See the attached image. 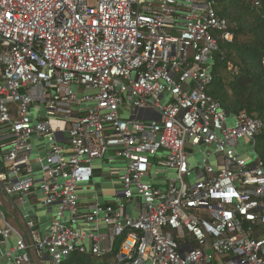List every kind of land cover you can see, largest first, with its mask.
<instances>
[{"label":"built area","instance_id":"built-area-1","mask_svg":"<svg viewBox=\"0 0 264 264\" xmlns=\"http://www.w3.org/2000/svg\"><path fill=\"white\" fill-rule=\"evenodd\" d=\"M216 3L0 0V196L24 203L39 189L56 216L45 234L25 216L27 239L1 197L0 264H31L33 251L48 264L74 252L264 264V122L208 91L220 41L235 38ZM250 142L251 160L240 150ZM160 150L166 186L147 179ZM97 161L125 164L113 201L83 210Z\"/></svg>","mask_w":264,"mask_h":264},{"label":"trees","instance_id":"trees-1","mask_svg":"<svg viewBox=\"0 0 264 264\" xmlns=\"http://www.w3.org/2000/svg\"><path fill=\"white\" fill-rule=\"evenodd\" d=\"M216 4L235 38L220 41L208 91L229 113L246 111L264 122V0H217ZM255 148L264 162V128ZM98 259L74 252L63 264H104Z\"/></svg>","mask_w":264,"mask_h":264},{"label":"crops","instance_id":"crops-1","mask_svg":"<svg viewBox=\"0 0 264 264\" xmlns=\"http://www.w3.org/2000/svg\"><path fill=\"white\" fill-rule=\"evenodd\" d=\"M189 150V148L187 149ZM164 162V157L162 158ZM97 162H102L104 165H102L101 163L96 164ZM95 163V172H94V178L92 183H90L89 185L83 187L80 190V195H81V207L83 210H86V207L88 206V204L90 203V201L95 198L98 197V199L102 202H105L104 200L106 198H113L114 195V189L112 194L110 192H107L105 190H108V184H113L114 187L115 185H117L114 181L115 179L112 177L111 175V166L110 165H114V164H121L122 162L120 161H116L111 163L109 166H107L105 161H97ZM153 162V161H152ZM116 168L119 167H123V166H115ZM99 172V173H98ZM104 173L105 175H107L109 177L108 181H101V183L97 182V177L98 175ZM108 173V174H107ZM169 173L172 172H168L164 170V173H161L160 171L158 172H154L153 169L150 172V174L148 175L147 179L154 182L156 185L158 186H166L167 185V179L173 175H170ZM110 174V175H109ZM108 179V178H107ZM106 185L107 187L105 188ZM102 189L98 190L97 187H99ZM96 187V189H95ZM103 188H105V190H103ZM110 193V194H109ZM104 199V200H103ZM4 202V200H3ZM112 201L109 202H105V203H111ZM5 209L4 210L6 212V215L8 213L9 217L7 216V218H9L8 220L15 226L17 227L19 230H21L26 238H29L30 235V231L26 226V219L25 216H28V218H32L36 221V231H38L39 234H45L52 222V220L56 217L53 213H49V211L44 207L43 205V196L42 193L39 189H35L33 191V193H31L27 198L26 201L24 203L21 202V200L18 197H13L12 199H8L7 201H5ZM18 211L19 215L15 214ZM130 211H132V215L133 216H137V212L135 210L130 209ZM27 218V219H28ZM7 242H2V246H6ZM32 257V262L31 264H48L49 263V259L46 256L43 255H39L36 251H33L31 254ZM3 260V259H2ZM2 264V261H1Z\"/></svg>","mask_w":264,"mask_h":264},{"label":"rangeland","instance_id":"rangeland-1","mask_svg":"<svg viewBox=\"0 0 264 264\" xmlns=\"http://www.w3.org/2000/svg\"><path fill=\"white\" fill-rule=\"evenodd\" d=\"M92 3L94 2V0H90ZM125 115H129V113L128 112H125ZM253 146V144L250 142L246 147L244 146L243 147V145H241V148H240V150H241V152L249 159V160H251L252 158H254L255 157V151L254 150H252L251 149V147ZM199 147H195V151H196V155H195V160L196 159H198V157L200 156V154L198 153V151H199ZM112 153H115V152H113V151H111ZM166 155V151L165 150H160L159 152H158V154L156 155V156H152L151 157V159H152V161H153V163H154V165H153V171L154 172H161V173H164V170H165V168H164V162H162L163 161V157ZM120 162V161H119ZM98 163H101L102 165H104L105 166V164H103L102 162H97L96 164H98ZM124 162H122L121 164H119V165H117V164H114L113 166L112 165H110V164H106L107 166H111V171L113 172V174L114 175H112V177L115 179V183L116 184H119V173H118V168H116L115 166H124ZM121 169V168H120ZM117 171V173H116V171ZM120 172H122V171H120ZM99 173V172H98ZM111 173V172H110ZM108 174V173H107ZM170 175H174V173L172 172V173H169ZM110 175V174H109ZM108 178V179H107ZM109 180V177L107 176V175H105L104 173H102V174H100V175H98V177H97V182H99V183H101V181H108ZM105 186V188L108 186V190H105V188H103V190H105V191H107V192H110L111 194H112V192H113V189H114V185L111 183V184H108L107 186L106 185H104ZM98 188V190H100L101 188H100V186L99 187H97ZM95 189H96V187H95ZM102 190V189H101ZM109 193V194H110ZM2 196H0V198H1ZM2 199L4 200V204H5V201H7L8 200V198L6 197V196H3L2 197ZM104 200V199H103ZM105 202H109V201H113V198H106L105 200H104ZM2 209H4V210H6L5 209V206L4 205H2ZM16 213L15 214H17V215H19V213H18V211H15ZM7 216L9 217V215H8V213H7ZM9 219V218H8ZM6 244V246H2V250H5V249H7V248H9L10 246H11V243H5ZM118 249V245L116 246V248H115V252H116V250ZM94 259V261H96V259L95 258H93ZM98 261H100V262H102V263H104V264H115V253H112V254H110L108 257H105V258H100V259H98ZM2 264H11L9 261H7V259L4 257L3 258V260H2Z\"/></svg>","mask_w":264,"mask_h":264},{"label":"water","instance_id":"water-1","mask_svg":"<svg viewBox=\"0 0 264 264\" xmlns=\"http://www.w3.org/2000/svg\"><path fill=\"white\" fill-rule=\"evenodd\" d=\"M190 153H192L193 151L191 149L188 150Z\"/></svg>","mask_w":264,"mask_h":264}]
</instances>
